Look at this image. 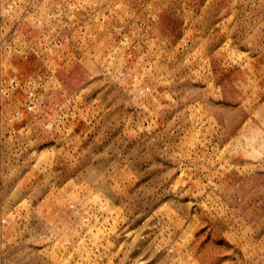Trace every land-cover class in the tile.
I'll use <instances>...</instances> for the list:
<instances>
[{
	"label": "rangeland",
	"instance_id": "obj_1",
	"mask_svg": "<svg viewBox=\"0 0 264 264\" xmlns=\"http://www.w3.org/2000/svg\"><path fill=\"white\" fill-rule=\"evenodd\" d=\"M0 264H264V0H0Z\"/></svg>",
	"mask_w": 264,
	"mask_h": 264
}]
</instances>
